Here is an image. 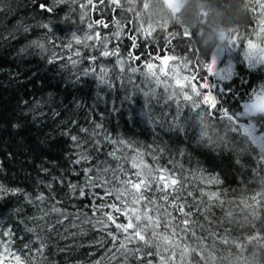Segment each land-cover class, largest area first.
<instances>
[{"label": "trees", "instance_id": "obj_1", "mask_svg": "<svg viewBox=\"0 0 264 264\" xmlns=\"http://www.w3.org/2000/svg\"><path fill=\"white\" fill-rule=\"evenodd\" d=\"M141 3L0 0V264H264V113L242 112L264 90V63L245 58L249 40L264 47V0H244L234 47L142 18ZM105 37L122 65L100 56ZM193 76L235 120L191 107ZM147 169L180 191L165 201L153 184L143 203L155 204L137 206L153 219L144 241L118 250L112 209H96Z\"/></svg>", "mask_w": 264, "mask_h": 264}, {"label": "snow or ice", "instance_id": "obj_2", "mask_svg": "<svg viewBox=\"0 0 264 264\" xmlns=\"http://www.w3.org/2000/svg\"><path fill=\"white\" fill-rule=\"evenodd\" d=\"M169 4H171V0H168ZM43 7V5H41ZM264 8V5H261ZM47 27V25H45ZM91 27V25H89ZM190 33L185 32L184 35H189ZM98 35V34H97ZM119 37V34H117ZM86 39H92L91 36L87 37ZM135 40V37H132ZM107 40L108 38L105 37L103 41H101V45L103 51L100 52V56L102 57H109V56H117L119 49H115L112 51L108 50L107 47ZM79 42V41H77ZM230 44L235 46V41L231 40ZM135 46V45H134ZM77 56L80 55L79 52L76 53ZM131 56V53H129ZM245 58L249 62H256V63H264V47H257V45L253 44L251 40L248 41V49L245 52ZM93 61H95L96 57H92ZM118 64L122 65V61L117 56ZM73 64L76 63L75 60L72 61ZM215 57L212 58L211 63L206 65L207 70L209 73H213V69L215 67ZM95 72L93 68L91 70ZM101 73H105L106 69H101ZM89 73L86 71L85 75ZM219 75V73H217ZM195 77H192V85L199 90V96L196 100L193 101L191 107L197 109H204L207 110L211 108L218 112L221 117L227 118L228 120H235L236 117L233 114L229 113V110L223 107V104L218 99L217 95L210 90V85L205 78H202V81L193 82ZM101 80H104V76H101ZM187 91V89H186ZM219 105V107H218ZM261 106H264V90H260L258 93H254L250 102L244 104V115H250L261 111ZM177 114H179V106H177ZM82 131H86V129H81ZM245 132L251 134L250 129L245 128ZM78 138L76 136L72 137L73 141H76ZM81 159H87V157L81 156ZM75 163H80V160H76ZM133 167H136L134 164ZM88 171H92L88 169ZM143 176V178H141ZM134 178L127 177L124 180L119 181L120 187L109 189L111 193L115 195L117 203L107 204V205H100L97 207L96 211H102L105 207L112 209V211L104 213V217H106V221L111 222L115 228L118 230L117 233H113L111 231L108 232V235L115 241L119 234H124V242L120 243L118 250L129 251L127 249V243H130L137 238L140 241H144V233L148 231V228L145 227L146 224L153 223L152 216L148 214V211L145 210L142 213L138 210V205L147 209L149 205H154L155 201L148 199L147 203H143L145 201L144 193L147 191L152 190V185H156L155 190L160 193H164L163 199L167 201L169 199L168 190L172 189L175 192H179V188H173L177 184V179L173 178V176L168 172L166 169H158L157 172L154 174L151 169H147L144 172L137 171L134 173ZM170 181V183L168 182ZM91 183V181H90ZM73 191L76 190L77 185H71ZM81 195H84L83 189L80 191ZM190 195V194H189ZM39 199L43 200V197H39ZM176 205H173L175 207ZM56 212H59V209H53ZM181 211L182 206H181ZM154 211H159V209H154ZM113 213L123 214L127 220V223H117V216H114ZM158 223V221H155ZM98 223L102 224L104 228H107V223L104 219H99ZM3 235H8L9 233H0ZM17 260L20 259L19 256L16 257Z\"/></svg>", "mask_w": 264, "mask_h": 264}, {"label": "clouds", "instance_id": "obj_3", "mask_svg": "<svg viewBox=\"0 0 264 264\" xmlns=\"http://www.w3.org/2000/svg\"><path fill=\"white\" fill-rule=\"evenodd\" d=\"M143 2L148 3L147 9ZM140 11L142 18H150L153 23H178L189 31L195 27L201 43L221 45L228 44L238 31L248 7L244 0H233L228 7L218 6L217 0H175L172 8L166 0H142Z\"/></svg>", "mask_w": 264, "mask_h": 264}, {"label": "rangeland", "instance_id": "obj_4", "mask_svg": "<svg viewBox=\"0 0 264 264\" xmlns=\"http://www.w3.org/2000/svg\"><path fill=\"white\" fill-rule=\"evenodd\" d=\"M168 1V0H167ZM172 7H173V3H172V0H171V4H170ZM260 91V89H258L257 91H255V92H253V94L254 93H258ZM253 96V95H252ZM251 100V99H250ZM250 100H247V101H244L243 103H242V112L244 113V108H243V106H244V104H246V103H249L250 102ZM261 113H264V106H261V111H260Z\"/></svg>", "mask_w": 264, "mask_h": 264}]
</instances>
